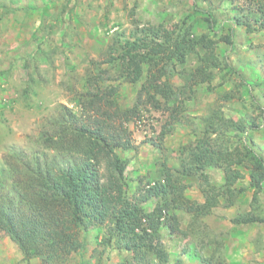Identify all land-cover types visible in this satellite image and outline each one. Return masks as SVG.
I'll return each instance as SVG.
<instances>
[{"label":"rangeland","instance_id":"374dc122","mask_svg":"<svg viewBox=\"0 0 264 264\" xmlns=\"http://www.w3.org/2000/svg\"><path fill=\"white\" fill-rule=\"evenodd\" d=\"M186 18L194 35L218 41L214 78L194 82L189 70L199 58L189 55L188 64L171 77L173 100L166 103L160 97V108L144 104L140 116L128 124L132 146L117 148L129 161L126 194L137 200L164 183L160 163L166 162L177 196L183 189L185 198L204 203L200 171L183 175L182 169L192 168L189 149L215 111H221L226 124L232 119L244 123L248 129L243 136L264 157V0H0V171L9 170L8 162L21 168L36 156L45 160L52 155L45 138L59 130L64 107L81 113L78 98L88 75L99 69L116 71L104 62L116 34L132 38L137 24L146 29L162 23L172 31ZM228 35L232 44L222 38ZM199 50L204 54V48ZM105 77L103 85L119 84V103L133 105L142 81ZM252 121L260 126L249 128ZM216 127L218 141L229 139L234 146L242 140L224 123ZM240 170L235 193L220 195L210 213L177 209V232L161 223V248L169 259L161 261L157 254L150 264H264V221L241 222L248 217L243 215L264 217V193L252 186L247 168ZM205 172L214 185L224 184L225 171L217 163L207 165ZM159 199L154 195L141 205L150 211ZM82 229L84 248L65 253L59 264H119L133 256L101 244L89 221ZM0 264L42 262L38 256L25 257L19 243L0 228Z\"/></svg>","mask_w":264,"mask_h":264},{"label":"trees","instance_id":"16d2710c","mask_svg":"<svg viewBox=\"0 0 264 264\" xmlns=\"http://www.w3.org/2000/svg\"><path fill=\"white\" fill-rule=\"evenodd\" d=\"M206 19L212 27L211 16ZM187 20L172 31L162 23L146 29L137 24L139 31L132 38L116 34L104 59L116 71L99 69L88 75L86 90L78 98L81 113L64 107L57 122L59 130L45 138L52 155L45 160L36 156L21 168L8 162L9 170L0 171V228L19 243L25 257L38 256L42 264H59L65 253L84 248L82 223L89 221L97 229L101 244L133 253L119 264H150L157 254L165 262L169 255L161 248L160 225L163 222L171 232L180 231L177 209L210 213L219 204L220 195L235 193L234 185L243 175L240 167L249 170L252 186L264 193V157L251 146L246 133L243 136L242 131L248 129L244 123L232 119L226 124L219 110L212 112L206 131L189 149L192 168L182 169L183 175L200 171L204 203L185 198L183 189L177 196L166 162L160 163L164 183L151 187L137 200L126 194L129 161L118 154L117 148L132 146L128 124L140 116L144 104L160 108V97L166 103L173 100L176 92L171 77L179 66L188 64L189 55L199 58L196 68L189 70L194 82L214 78L218 41L207 34L194 35ZM144 32L145 36H140ZM222 38L232 44L229 35ZM200 47L205 49L204 54L199 52ZM170 69L174 73L170 74ZM106 75L130 83L142 81L133 105L119 103V84L103 85ZM218 122L242 140L234 146L229 139L218 141ZM259 126L254 121L249 124V128ZM212 163L225 171L222 186L214 185L205 172ZM154 195L160 201L147 211L141 202ZM243 216L248 217L242 223L264 221V217Z\"/></svg>","mask_w":264,"mask_h":264}]
</instances>
